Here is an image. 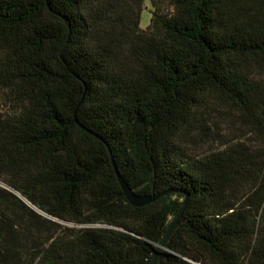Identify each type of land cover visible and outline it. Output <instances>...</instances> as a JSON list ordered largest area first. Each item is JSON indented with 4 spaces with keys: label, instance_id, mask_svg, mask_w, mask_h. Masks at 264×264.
<instances>
[{
    "label": "trees",
    "instance_id": "1",
    "mask_svg": "<svg viewBox=\"0 0 264 264\" xmlns=\"http://www.w3.org/2000/svg\"><path fill=\"white\" fill-rule=\"evenodd\" d=\"M169 5L0 0V264H264V0Z\"/></svg>",
    "mask_w": 264,
    "mask_h": 264
},
{
    "label": "rangeland",
    "instance_id": "2",
    "mask_svg": "<svg viewBox=\"0 0 264 264\" xmlns=\"http://www.w3.org/2000/svg\"><path fill=\"white\" fill-rule=\"evenodd\" d=\"M160 2L162 8L166 10L169 9L170 0H160ZM142 9L143 10L140 14V27L145 29L149 25L150 21V11L152 9L150 1H145ZM210 133L211 136L208 140L203 139V142H199V138H194V140L191 141V143L194 144H189V147L194 155L203 156L216 153L224 150L232 143L245 141L240 140L241 134L237 132L234 126H231L227 119L223 116L215 117L213 125L210 127ZM62 224L67 225L64 223Z\"/></svg>",
    "mask_w": 264,
    "mask_h": 264
},
{
    "label": "water",
    "instance_id": "3",
    "mask_svg": "<svg viewBox=\"0 0 264 264\" xmlns=\"http://www.w3.org/2000/svg\"><path fill=\"white\" fill-rule=\"evenodd\" d=\"M116 176H117V180L118 183L120 185V188L123 192L124 198L126 199L127 203L134 207V208H141L144 206L149 205L150 203H152L157 197H148V196H136L129 188V186L127 185V183L119 176V173L117 172V169L114 167ZM20 200L23 201L25 204H27V202L20 197ZM28 205V204H27ZM186 206V202L183 204L182 209L180 210L179 214L177 215V217L175 218L174 222L171 224V226L168 228L165 236L163 237L162 241L155 247L153 256H152V260L150 262V264H155L157 257L159 255V253L164 250L166 243L171 235V233L173 232L175 226L177 225V223L179 222L180 218L183 215L184 209ZM67 224V223H64Z\"/></svg>",
    "mask_w": 264,
    "mask_h": 264
}]
</instances>
